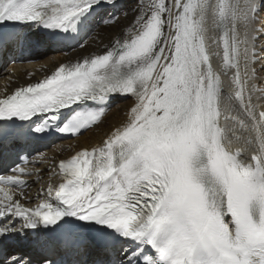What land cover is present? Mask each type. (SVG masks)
Listing matches in <instances>:
<instances>
[{"label": "snow or ice", "instance_id": "snow-or-ice-1", "mask_svg": "<svg viewBox=\"0 0 264 264\" xmlns=\"http://www.w3.org/2000/svg\"><path fill=\"white\" fill-rule=\"evenodd\" d=\"M262 6L0 0V53L36 40L83 48L98 16L106 26L117 11L132 16L102 54L0 94V151L37 134L79 135L104 122L115 97L134 99L101 144L50 170L62 182L41 187L35 207L15 189L27 176L41 183L38 171L17 164L0 175V264H264Z\"/></svg>", "mask_w": 264, "mask_h": 264}, {"label": "bare ground", "instance_id": "bare-ground-1", "mask_svg": "<svg viewBox=\"0 0 264 264\" xmlns=\"http://www.w3.org/2000/svg\"><path fill=\"white\" fill-rule=\"evenodd\" d=\"M264 0H261V4ZM121 3L125 5V10L130 7L135 0H121ZM263 7V6H262ZM263 8L259 12V19L255 25L258 29H264V19L261 18ZM119 16V21L116 25L106 26L99 23L100 17L96 18V24L89 37H86L82 43L84 47H80L75 44L72 47H65L63 45L59 47H54L50 44H44L42 40H36L35 42L39 44L38 47H34L31 56L26 57L20 61L9 62V58L4 59L0 62L5 63L0 67V94L7 89V93H11L15 88L27 85L33 82H37L45 75L50 74L51 71L55 69L60 63L66 61H75L79 58L88 56L93 53L102 54L106 50V46L110 47L114 40L121 36V29L126 25H129L132 21L131 14L127 17L123 16L119 11L115 13ZM102 15H107V13H102ZM208 27L210 29L209 36H216L217 31L214 26L209 22ZM241 35H243V29H241ZM211 43V41H210ZM257 51L259 53V59L254 65L256 68L257 79L255 81L258 88L263 89L264 87V32L258 34V39L256 41ZM211 50L215 52L216 46L212 45ZM9 60V61H8ZM243 67V60L241 61ZM213 65L218 71L222 68V63L219 58H213ZM43 69V70H42ZM31 75H28V74ZM232 73L229 72L227 76H223L226 85L229 83ZM11 78V79H10ZM231 91V89H228ZM255 95H260L256 93ZM255 100V97H254ZM134 99L131 96L127 97H115L110 104V111L104 118V122L99 126L94 127L81 137L75 140H68L57 143L53 149L46 150L44 148L37 147V154L32 159L30 165L26 168L32 169L34 172L38 171L42 176L43 180L41 183H35L36 176H27L25 179L28 181V187L21 189L16 188V192L25 191L26 199L21 202L27 207H35L40 200L37 198V192L47 185V183L52 182L58 184L61 181L59 176H51L50 170L57 171L58 163L61 160H66L74 155L77 151L82 149H91L92 147L99 145L106 138L107 134L114 127L122 123L126 119L125 113L133 104ZM264 103V100L259 101ZM248 133H245L247 135ZM239 146V145H235ZM42 199V197H41Z\"/></svg>", "mask_w": 264, "mask_h": 264}, {"label": "rangeland", "instance_id": "rangeland-1", "mask_svg": "<svg viewBox=\"0 0 264 264\" xmlns=\"http://www.w3.org/2000/svg\"><path fill=\"white\" fill-rule=\"evenodd\" d=\"M241 2H242V0H241ZM262 5H264V1L262 2ZM262 8H263V10H262L263 12H262V14H261V18L263 17L262 19H264V6L261 7V9H262ZM263 24H264V23H262V25H263ZM263 89H264V87H263Z\"/></svg>", "mask_w": 264, "mask_h": 264}]
</instances>
